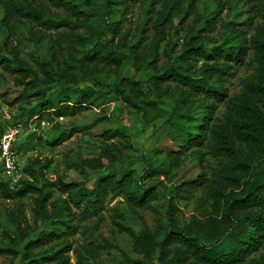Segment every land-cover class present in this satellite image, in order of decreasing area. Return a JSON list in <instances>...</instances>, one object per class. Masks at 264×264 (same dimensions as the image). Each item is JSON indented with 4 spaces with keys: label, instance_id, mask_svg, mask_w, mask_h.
<instances>
[{
    "label": "trees",
    "instance_id": "trees-1",
    "mask_svg": "<svg viewBox=\"0 0 264 264\" xmlns=\"http://www.w3.org/2000/svg\"><path fill=\"white\" fill-rule=\"evenodd\" d=\"M182 1L189 8L195 2L164 1L165 5L153 23L156 38L152 43L151 58L138 48L142 39L137 46L128 43L127 35L120 32L121 19L107 23L112 38H106L104 32L99 33L93 46L86 49L81 57L75 54V42L67 41L63 46L66 57L59 48L61 44H53L49 49V58L41 60V56L34 53V61L38 64L34 68L13 48L10 55L0 56V67L16 74L14 80L21 89L20 101L36 98L30 117L42 112L64 116L93 104L99 95L97 91L91 87L81 88L78 84L82 80L95 83L96 75L104 71L118 75L125 60L131 58L136 70L152 69L149 77L152 87L143 90L140 80L121 78L115 90L145 115L148 106L157 108V102L149 100L148 91L162 90L164 82L175 83L178 92L175 104L169 107L166 123L170 126L168 136L177 149L168 150L167 155L174 165L180 166V157L186 150L205 146L219 161L221 169L217 176L208 179L201 173L196 178L213 200L214 213L205 220L194 217L183 228L169 222L161 235L146 228L132 246L136 256L127 255L118 264H264V0H247L251 10L262 19L250 36L232 24L227 26L228 35L222 41L191 34L176 58L168 66L160 68L157 64L158 48L166 34L165 25ZM0 2L5 10L2 21L10 33L13 32L12 22L15 19H26L54 28H70L80 19L72 20L70 15L59 19L45 16L43 8L29 0L20 5L10 0ZM49 2L66 10L73 9L74 15L83 13L77 4L64 0ZM82 3L107 15L114 7H127L129 1L83 0ZM30 35L34 45L45 36L33 28ZM115 35H121L122 45L114 42ZM59 39L63 40L61 36ZM125 46L129 48V54L123 52L122 47ZM250 51L254 55L256 69L245 89L233 98L228 112L216 119L217 102L227 95L224 87L227 77L239 63H244ZM200 59L203 63L196 67V61ZM165 93L171 95L168 89ZM20 121H24L23 118ZM115 134L124 136L119 130L110 135ZM28 144L35 146L33 140ZM18 145L15 143L14 148L19 153L23 146ZM123 157V150L112 143L91 158L82 156L79 164L98 170L106 165H117L124 161ZM50 163L51 160L29 159L23 166V172L30 178H20L13 186L11 181L0 178V195L4 198L21 199L35 194L33 210L42 226L40 231L31 233L22 227L20 212H14L15 230L11 243L0 244V254L11 255V264H35L44 259L55 260L56 264H69V257L64 252L71 250V243L64 244L68 239L65 235L76 229L72 224L74 212L71 204L86 215L101 209L110 192L125 195L130 204L137 207H149L157 196L156 184H144L134 170L124 169L121 176L115 173L116 170L103 174L92 187L60 181L59 188L69 191L70 203L58 199L51 201L52 190L46 187L47 184H56L44 176V169ZM155 167L149 161V168L154 171ZM0 172L3 173L1 168ZM49 205L52 206L50 210ZM62 236L64 238L55 244L51 254L38 256L33 253L34 247Z\"/></svg>",
    "mask_w": 264,
    "mask_h": 264
},
{
    "label": "rangeland",
    "instance_id": "rangeland-1",
    "mask_svg": "<svg viewBox=\"0 0 264 264\" xmlns=\"http://www.w3.org/2000/svg\"><path fill=\"white\" fill-rule=\"evenodd\" d=\"M10 1L20 5L26 0ZM64 1L81 6L83 13L74 15L73 9L54 6L49 0H29L43 8L45 16L59 19L70 15L72 20L80 18L78 24L70 28H54L26 19H15L12 22V33L3 24L5 10L0 2V56L10 55L14 48L20 57L37 68L34 53L41 56V60L49 58L51 45L59 43V48H62V54L66 57L63 46L67 41H74L75 54L81 57L86 49L93 46L99 33L104 32L106 38H112L111 31L107 30V23L121 19L123 22L120 32L127 35L128 43L137 46L142 39L143 42L138 46L140 52L151 56L152 43L156 38L153 23L158 19L165 0H128L127 7H114L107 15L83 5V0ZM259 22H262L261 17L251 10L247 0H195L190 8L182 1L180 8L165 25L166 34L159 44L157 64L160 68L168 66L181 52L185 39L191 34L206 35L209 40L222 41L228 35L229 24L246 31L250 36ZM31 28L45 34L42 39L37 40L36 45L32 42ZM60 36L63 40L59 39ZM120 38L121 35H115L114 42L122 45L124 41ZM122 50L125 54L130 52L126 46ZM202 63L203 59L197 60L195 66L200 67ZM256 66L254 55L250 51L244 63H239L233 73L228 75L224 84L227 95L217 102L214 113L216 119L228 112L233 98L245 89ZM152 72L150 68L136 70L133 58L127 59L118 75L104 71L96 75L95 83L82 80L78 84L81 88L91 87L97 91L99 95L93 104L64 116L42 112L30 117L36 98L20 101L21 89L15 85L14 80L16 74L0 67V138L11 127L18 126L20 134L16 143L23 146L18 153L23 166L33 158L51 160L50 166L44 169L45 178L56 184H47L46 187L52 190L51 201L58 199L70 203L69 191L64 192L59 188L60 181L92 187L103 174L113 170L121 176V170L131 169L136 177H141L144 184H156L157 196L149 207H137L130 204L125 195L111 192L104 206L96 213L82 214L71 204L74 212L72 224L76 229L65 235L68 239L64 244L71 243V250L64 252L69 257V264H118L127 255L136 256L132 246L146 228L161 235L169 222L183 228L194 217L205 220L214 213L213 200L196 178L201 173L208 179L217 176L221 169L219 161L205 146L186 150L180 157V166L174 165L167 155L168 150L177 149L168 136L170 126L166 123L170 114L169 107L175 104L178 92L176 84L164 82L162 90L148 91L149 100L156 101L157 108L148 106L147 115L126 101L123 94L116 93L115 85L121 78L140 80L141 88L147 90L152 87L149 80ZM168 84L169 88L166 87ZM167 89L171 92L170 96L165 93ZM21 118L24 121H20ZM116 130L123 132L124 136L110 135ZM30 140H33L34 147L28 144ZM112 143L123 150L124 161L98 170L87 169L79 164L82 156L91 158ZM149 161L156 165L154 171L149 168ZM0 178H4L1 172ZM20 178L30 177L23 172ZM15 183L11 182V185ZM34 204L35 194L21 199H7L0 195V244L11 243L15 230L12 219L14 212H20L22 227L31 233L42 229L34 214ZM48 208L50 210L52 206L49 205ZM63 238H52L34 247L33 253L38 256L49 255L55 250V244ZM11 257L9 254H0V264H11ZM56 262L44 259L35 264Z\"/></svg>",
    "mask_w": 264,
    "mask_h": 264
},
{
    "label": "built area",
    "instance_id": "built-area-1",
    "mask_svg": "<svg viewBox=\"0 0 264 264\" xmlns=\"http://www.w3.org/2000/svg\"><path fill=\"white\" fill-rule=\"evenodd\" d=\"M19 134L20 128L14 126L0 138V168L4 178L11 182H17L23 175V164L14 148Z\"/></svg>",
    "mask_w": 264,
    "mask_h": 264
}]
</instances>
